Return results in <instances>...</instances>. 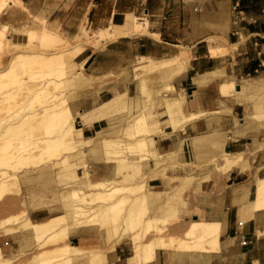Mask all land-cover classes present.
Returning <instances> with one entry per match:
<instances>
[{
  "label": "crops",
  "instance_id": "1",
  "mask_svg": "<svg viewBox=\"0 0 264 264\" xmlns=\"http://www.w3.org/2000/svg\"><path fill=\"white\" fill-rule=\"evenodd\" d=\"M21 1L29 16L46 19L71 41L75 40L80 20L90 28H98L110 22L121 23L127 12L147 18L148 33L121 36L99 48L86 45L74 56L76 70H81L87 78L72 90L74 98L69 105L75 112L73 124L81 129L83 138L93 139L94 144L103 136L128 140L124 127L144 108L140 96L143 90L149 91L162 123L161 130L150 133L155 141L153 148L158 154L171 151L178 156L175 163L156 165L153 158L143 162L147 188L171 191L179 187L184 176L202 178L198 186L193 183L178 190L183 200L178 206L179 233L190 220L198 218L218 222L220 229L216 244L211 240L204 242L205 248H160L153 260L140 264H264V208L250 207L255 180L264 176V115H258L262 119L252 115L256 97L264 98V0H238L243 18L236 24L232 22L235 0ZM16 14L22 12L4 10L0 14V24H9L14 29L8 34L11 44L22 43L26 38L20 19L25 15L17 19ZM211 39L218 46L216 54L209 50ZM181 51L185 52L186 66L172 75V94L181 97L184 114L195 115L174 129L165 122L168 118L165 104L155 97L154 90L163 85L161 74L145 73L147 85L144 78L142 85V74L133 65L140 56L168 58ZM230 82L233 85L222 92L221 83ZM112 99L120 106L101 107ZM206 134H226L223 150L242 152L243 158L227 172H217L209 161L212 153L208 145L192 141ZM98 142L84 146L83 150L90 178H119L116 161L102 153ZM77 171L81 172L82 168L78 167ZM54 214L45 207L28 211L33 220ZM99 232L96 224L84 225L70 231L67 241L105 250L107 243ZM15 242L12 234H0V246L5 252H10ZM193 242L200 244L197 237ZM114 251L117 257L103 264H128L127 258L132 253L129 234L115 244Z\"/></svg>",
  "mask_w": 264,
  "mask_h": 264
},
{
  "label": "bare ground",
  "instance_id": "2",
  "mask_svg": "<svg viewBox=\"0 0 264 264\" xmlns=\"http://www.w3.org/2000/svg\"><path fill=\"white\" fill-rule=\"evenodd\" d=\"M139 18L140 17L132 12H127L121 23L115 24L110 22L104 27L96 28L94 31L87 29L84 26L85 24L80 25L81 34H79V36L83 39L81 38L77 43H74L73 46L71 45L72 47L66 50L67 55L65 62L44 70L43 73H46L47 77L39 85L34 82H29L21 73L27 72L29 74L28 76L37 75L38 72L35 70L31 72V69H35L36 66L45 65V59L56 56L61 52L52 54L32 52L27 50L29 46L27 42L15 43L13 44L14 46H23L25 49H18L11 52L8 62L4 64L5 67L2 65L4 68H0V145L2 143L4 144V139L10 138L7 141H9V145L12 146V148L8 150L5 149L8 145L7 147H2L3 151H0V199H3L11 192H19V172L21 173L23 168H28V164H35L37 162L42 163L50 161L52 164H58L59 170L57 171V178L69 185H71L70 182L80 184V187L73 189H69V185L66 184L69 190L66 194L65 191H63V202L65 201L67 204V195L68 197L74 198L73 200L76 201V203H73V206L69 205L70 207L67 212L51 215L44 221H33L28 216L25 208L20 215L13 216L15 217L14 219H18V227L23 226L26 231H29L37 245H43L48 242L56 244L49 252L37 255V257L48 255L47 259H43L41 264L47 262H51L50 264H65L76 256L83 255L85 256L84 259L88 258L89 260L91 258V261L92 257H96L100 264H103L105 261H112L117 257L114 251L115 244L118 243L122 234L128 232L130 228L129 235L132 238V253L127 258L128 264L149 262L156 257L157 251L160 248L176 250L191 249L195 246L205 248L204 242H210L211 240L215 244L217 242L220 229L219 223L203 218L193 219L186 228L183 236L155 233V236L153 234V238L144 240L145 237H143V235L146 233V227L152 220L155 221L153 222V224H155V228L153 227V229L159 232L162 230L163 224L167 219V217L162 214L160 215L157 213V215L153 213L152 210L158 209L165 204H173L176 193L173 191H153L146 187L143 188L146 182L143 181L145 183L142 184V180L139 182L138 179H132V177L136 176V173L138 174L144 171L142 165L147 159L153 158L157 165L159 162L170 163V161L172 162V160L177 159L178 156L176 152L171 151L165 154H158V151L153 148V142L155 143V141H153L154 138L150 136V133L161 130L160 126L162 123L158 120L159 112L156 113L157 111L153 108L155 99L149 95V91L143 90V96H140V98H143L144 108L141 107L143 109L140 113L124 127L128 140H124L118 136V138L99 136V142L97 141L101 145L103 150L102 153H105L109 160L114 159L116 161V173L120 174L119 178L92 180L90 178L89 168H87L85 162L86 160L82 157L84 154H80L82 150H85L84 146L91 145L93 139L83 138L81 129L73 124L75 112L72 111L69 105L70 99L74 98L71 93L78 84L84 82L87 78L81 70H76L78 65L74 62V56L78 52H81L86 45L99 48V46H103L104 43L121 36H135L136 34L141 35L148 33L147 19L138 20ZM43 33L50 38L56 37L57 35L56 30L48 27H45ZM2 34L3 33H0V36ZM2 48L3 38L0 37V49L2 50ZM217 49L218 46L212 44L211 39L209 50L212 54H216ZM185 62V52L181 51L179 54L168 58L141 56L133 65L134 70L149 67H155L157 70H160L161 81L163 80L161 84L163 85L153 90L154 92L156 91L155 97H160V100H162L166 106L168 118L165 122L172 124L174 129L179 124L185 123L187 119H192L191 116L195 115L188 117L184 114L181 97L173 96L172 94L174 90L171 82L172 75L183 70L186 66ZM47 66L48 65L45 67ZM221 84L220 88L222 92H226L228 86L233 85L232 82ZM121 99L122 98H120L119 101H121ZM114 104L115 106L119 105L116 99L103 103L101 107H113ZM253 108V117L256 116V118H258V115H264V98H262V96L256 97L253 102ZM2 111H8V113L6 115H1ZM106 111H108V109ZM179 127L181 128V126ZM34 128L41 129L42 135L36 137V134H31V130ZM162 134L164 135L163 132ZM214 134L200 135L193 138L192 141L193 144L196 142L206 143L212 153L209 161L213 162L217 172L225 173L243 158V154L242 152L235 154L224 151L223 144L225 143L226 134ZM154 135L156 136L155 133ZM157 135L159 134L157 133ZM13 140L15 143L12 142ZM30 144H33L34 147L38 146L39 151L31 152L28 149V145ZM95 144L93 142V145ZM76 154L79 160L77 159L78 161L76 160V162L70 161L69 157H75ZM130 156L135 157L131 158ZM78 167L82 168L81 173L77 171ZM154 169L155 168H153V170ZM184 177L191 178L192 176L188 175ZM206 177L207 176L204 178ZM200 181L201 179H198L196 182L200 183ZM255 181L254 197L252 202H250V207L252 209H262L264 208V176L258 177ZM63 187H65V184ZM84 188L87 190H84ZM132 190L137 194L135 193V196L131 197L130 201L127 202V200H129L127 192L131 193L130 191ZM94 201H97V203L95 204ZM20 202L21 205L25 206V201L23 199H21ZM92 202H94V206L88 207L89 204H93ZM87 204L88 206L86 207ZM121 204L124 205V212L120 215V223H118V225L121 226L120 232H118L114 240L110 241L105 250L101 248L102 250L95 249L85 251L83 248H79L67 241L58 243L59 240L65 237L67 225L73 220L96 224L101 230V234L108 233L110 231L109 228L112 225L115 226L114 223L118 218V206ZM141 206L142 209L144 207L142 213L140 211ZM146 209H148L147 214H145ZM10 217L5 218L2 222L5 223L6 219ZM137 220L141 221V225L139 223L140 226L138 225V229L132 230V223ZM3 223L0 225L2 232L11 234L15 231V227L11 228L10 226L2 225ZM193 237L205 238L206 241H199L200 244L197 245L193 242ZM51 258L53 259L51 260ZM5 260L0 246V264ZM87 262L88 261H86V263Z\"/></svg>",
  "mask_w": 264,
  "mask_h": 264
},
{
  "label": "rangeland",
  "instance_id": "3",
  "mask_svg": "<svg viewBox=\"0 0 264 264\" xmlns=\"http://www.w3.org/2000/svg\"><path fill=\"white\" fill-rule=\"evenodd\" d=\"M0 7H1L0 8V14L4 10L10 11V12H13L15 10H20L22 12V14H19V16H18V14H16V16H14V17L19 19L20 17H23L21 15H25L23 19L22 18H20V19H21V24L24 26L21 30H23L26 33V38L24 39V42H27L29 44V46L27 47V50L32 51V52L44 53V54H52V53L61 52V53H58V55H56V56L45 59V65L36 66L35 69H31V72L33 70L38 72L37 75L28 76L29 74L27 72H22L21 73L22 76L25 77L26 80H28L29 82H34L37 85L41 84V82H43V80L47 77V74L43 73L44 70L50 69V68L56 66V64L59 65L60 63L65 62L66 55H67L66 50H68L70 47H72L74 45V43H77L82 38L81 36H79V34H81L79 26L82 24H85L83 20H80V22L78 23L77 34L73 37V39H75V40L71 41L70 37L65 35L63 33V31L59 30L58 27L50 24L46 19L39 18L38 16H36V17L29 16V12L27 10V7L25 6L24 2H22L21 0H0ZM137 16L140 17L138 20L147 19L146 17H144L143 14L137 15ZM84 26L87 29H89L90 31H94L96 29V28H90V26H87V24H85ZM45 27L52 28V29L56 30V32H57L56 37L50 38V37L45 36L43 33V30L45 29ZM12 30H14V29H12L9 24H5V23L0 24V33H3L0 36L3 38V48H2V50L0 49V62H1L0 68L1 69L4 68L5 67L4 64H6V62H8V59L10 57L11 52L18 50V49H25V48H23V46H14L13 44L10 43V40L8 39V34L11 33ZM76 36H78V37H76ZM46 65H48V66L45 67ZM136 71L141 72V74H142L141 83H142V79L144 78L146 85H147V83H146L147 78L145 77V73L158 72L161 74L160 70H157L155 67L138 69ZM31 72H29V73H31ZM142 85H143V83H142ZM71 95H72V93H71ZM149 95L151 96L150 92H149ZM7 113H8V111H4V112L2 111L1 115H6ZM32 130H31V134H36V137L39 135H42L41 129H35L34 128ZM8 139H10V138H8ZM8 139H4V144L2 143L0 145V151L2 150V147H7V145H8V147L5 149L8 150V149L12 148V146L9 145L10 142L7 141ZM12 142H14V140ZM93 142H95V141L92 140L91 144H93ZM36 145H38V144H36ZM32 146H33V144L28 145V149L31 152H38L39 151L38 146H36V147H34V146L32 147ZM80 154H84L83 150L80 152ZM72 157H74V156H71V158L69 157V160L72 162H74V161L76 162V160L78 159V155L76 154L74 158H72ZM82 157L85 160L86 155L84 154ZM10 160H12V159H10ZM173 161H176V159L172 160V162ZM23 166H27V165H23ZM58 167H59L58 164H52L50 161H48V162L45 161L42 163L37 162L35 164H28V168L26 167L27 169L23 168L21 173L19 172V181H20L19 192H11L7 196H5L3 199H0V225H1V223H3L2 221L5 218L11 216L10 218L6 219V222L4 221L5 223H3L2 225H7V226H10L11 228L15 227L14 228L15 231L11 234L16 239V242L12 244V248H11L10 252H5L4 250H2L3 257L6 260L1 264H41L43 259H47L48 255H44V257H40V256L37 257V255L43 254L45 252H49V250L51 248L56 246V244H52L49 242L46 244H43V245H37L36 241L33 240V237L31 236V233L29 231H26L23 226L18 227L19 226L18 219L17 220L14 219L15 217H13V216L20 215V213H22L24 208L27 210V213H28L29 209L36 208V207H45L52 214L63 213V212H67L68 208L70 206H73V203H76V201L73 200L74 198L68 197V195H67L66 196L67 204H68L67 205L65 203V201L63 202L64 196L62 193H64L63 191H65V194H66L69 189L80 187V184H77L75 182H70L71 185H69L68 183H65V182L63 183V180L57 178V171L59 170ZM79 173H81V172H79ZM135 175L136 176L132 177V179L136 178L139 180V182H141V180H142V184H144L146 182L147 174L145 173V171H143V172L141 171L138 174L136 173ZM198 179L202 180V178H195L193 176L191 178L190 177L189 178L182 177L180 180L179 188L176 186L173 190L169 191V192L173 191L176 193V198L174 200V203L171 205L165 204L166 206L164 205L158 209L152 210L153 213H156V214L158 213L160 215L162 214L165 217H167V219L163 224L162 230L159 232H156V230L153 229V227L155 228V226H154L155 224H153V222H155V221L152 220V222H151L152 224L150 223L146 227V233L143 235V237H145L144 240H148V239L153 238L155 236V233L161 234V235H163V234L164 235H179V236L184 235L185 227L193 219L190 220L187 223V225H185L182 228V233H179L180 229H181L180 228L181 225L179 223L180 217H179L178 206L180 203L183 202V200L180 198L178 190L180 188H182L183 186H186L188 184L195 183L198 186L199 182L198 183L196 182ZM143 181H145V182H143ZM60 182H62V183H60ZM64 184H65V187H63ZM66 184L69 185V189H68V186ZM72 184H74L75 186ZM144 187L147 188V183H146V185L144 184L143 188ZM66 188H67V190H66ZM84 190H87V189L84 188ZM175 190H177V191H175ZM130 192L131 193L127 192L128 199H129V200H127V202H129L130 198L135 196V193H136V192H134V190H132ZM21 199H23L25 201V206L21 205V202H20ZM94 202H95V204L97 203V201H94ZM94 202H92L93 204L91 203L92 205L89 204V206L87 204L86 207L87 206L88 207L94 206ZM123 207H124L123 204L118 206L117 221H115V223H114L115 226L112 225L109 228L110 231L108 233L101 234V230L99 229L101 237H102V239L105 240L107 245L110 243V241L114 240L115 237L118 235V232H120L119 230L121 229V226L118 225V223H120V215L124 212ZM147 210L148 209H146L145 214L148 213ZM140 211L142 213L144 211V207L142 209V206H141ZM49 217H47V218H49ZM47 218L42 219V220H33V219L32 220L33 221H44ZM118 220H119V222H118ZM133 223H132V225H133L132 230L138 229L139 223L141 225L140 220L134 221ZM88 224H90V223L89 222H87V223L86 222H78L77 220L71 221L67 225V228L65 230V237L62 238L61 240H59L58 243L66 242L67 236H68L70 231H74V230L80 228L81 226L88 225ZM130 230H131V228H130ZM128 232H126L127 234L124 232L125 234L123 233L122 236L120 237V239L123 236L130 234V232L129 233ZM1 233L7 234V233L2 232V230L0 228V234ZM153 234H154V236H153ZM218 236H219V234H218ZM218 236H217V238H218ZM131 240H132V238H131ZM191 240H192V238H191ZM197 240L200 242H203L206 239L197 237ZM70 244H72V243H70ZM74 245H76V244H74ZM76 246H78L79 248H83L85 251L86 250H95V249L99 250L98 248H84V247L79 246V245H76ZM84 258H85L84 255L83 256H76L75 258H73L71 261H69L67 263L68 264H79V263L80 264H83V263L84 264H100L96 257H92V261H91V258L89 260H88V258L87 259H84ZM52 259L53 258H51V260ZM93 260H96V261H93ZM82 261H84V262H82ZM86 261H88V262L86 263ZM50 263L51 262H47L44 264H50ZM67 263H65V264H67Z\"/></svg>",
  "mask_w": 264,
  "mask_h": 264
},
{
  "label": "built area",
  "instance_id": "4",
  "mask_svg": "<svg viewBox=\"0 0 264 264\" xmlns=\"http://www.w3.org/2000/svg\"><path fill=\"white\" fill-rule=\"evenodd\" d=\"M243 18V10L240 7L238 0H235L232 4V22L238 23Z\"/></svg>",
  "mask_w": 264,
  "mask_h": 264
}]
</instances>
